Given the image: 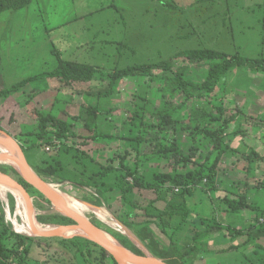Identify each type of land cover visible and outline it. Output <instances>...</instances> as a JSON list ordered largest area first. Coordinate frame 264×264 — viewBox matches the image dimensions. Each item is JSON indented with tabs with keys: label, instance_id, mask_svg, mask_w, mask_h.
Returning a JSON list of instances; mask_svg holds the SVG:
<instances>
[{
	"label": "rangeland",
	"instance_id": "rangeland-1",
	"mask_svg": "<svg viewBox=\"0 0 264 264\" xmlns=\"http://www.w3.org/2000/svg\"><path fill=\"white\" fill-rule=\"evenodd\" d=\"M207 49L230 56L264 59V0H34L25 8L9 10L0 16V90L10 89L30 77L42 76L13 92L3 102L0 107V129L23 142V132L32 131L36 127L35 112L39 111L42 114L53 113L74 123L84 133V124H78L74 117L78 115L81 120L88 119L87 107L92 105L102 109L116 108L114 112L101 113L97 120H90L92 124L99 122L100 131L104 129L120 136L129 135L126 123L128 112L148 105L144 98H157L156 106H159L162 97L158 99L157 90L167 86V92L174 86L170 77L172 73L164 72L169 78L161 79L163 69L157 66H169L171 69L168 71L173 69V72L181 66H188L190 80L199 77L203 79L204 66L194 65V68L187 60V55ZM60 61H75L99 69L92 82L93 88L97 86L95 90L107 87L108 75L117 69L147 65L157 69L152 71L153 81L142 76L127 77L122 80L116 95L100 98L74 92L76 85L78 89L84 90L91 84L79 83L72 88L60 89L57 78H47L46 74L54 71ZM218 89L219 96L226 101L228 114L236 111L244 114H240L227 131L231 151L237 149V152L229 151L227 157H224L217 179L218 191L211 192L210 201L199 200L195 194L188 197L187 202L192 214L208 218L205 220L207 224L219 220L223 227L245 229L257 222V212L253 208L240 213H224L219 209V204L224 194L233 192L245 194L256 205L255 208L264 211V161L254 160V164L251 163L252 171L243 170L250 163L245 156L250 149L264 153V125H260L264 123V73L252 71L249 66L235 68L227 73ZM45 95H50L51 99L46 100ZM178 99L181 97L172 101V107ZM237 131L239 133H234ZM90 146L95 156L101 153L106 159L112 157L118 149V154L124 155L128 144L113 140L94 141ZM40 151L27 150L25 155L32 161ZM163 162L152 160L147 167L154 166V170L151 168L154 172ZM53 185L60 192L84 201L86 194L73 185ZM136 192L137 199L142 202L152 198L150 193ZM200 193L203 198L208 196L206 192ZM8 194L5 201H2L5 202L6 220L13 226L15 213H11ZM177 200L181 201V198ZM32 203L36 220L38 215L57 212L51 203L38 197H33ZM103 207L109 213L112 223L103 222L90 210L85 216L91 222L95 218L99 219L98 227L105 224L121 234L128 237L133 234L135 237L133 231L125 230L117 223V216L122 211L120 204L111 207L106 204ZM218 214H221L220 217H217ZM17 220L22 224L21 218L17 217ZM187 223L190 225V222ZM203 223L198 220L194 225L204 230L206 227ZM105 233L110 234L107 231ZM161 236L165 241L168 240ZM244 240L239 237L231 241L224 233L211 235L206 242H200L205 243L202 248L197 243L198 255L190 254L186 264H248L250 257L256 263L257 250L264 254V248H250L245 250V254L243 251L213 253L215 250L227 249L232 243L241 245ZM138 241L134 240L135 246L151 254ZM261 243L264 246V240ZM92 248L93 256H100V250ZM77 254L73 244L60 240L43 241L34 245L27 263L85 264ZM191 257L195 258L191 260ZM94 260L90 258L89 262L95 264ZM105 264L112 263L106 260Z\"/></svg>",
	"mask_w": 264,
	"mask_h": 264
},
{
	"label": "trees",
	"instance_id": "trees-1",
	"mask_svg": "<svg viewBox=\"0 0 264 264\" xmlns=\"http://www.w3.org/2000/svg\"><path fill=\"white\" fill-rule=\"evenodd\" d=\"M33 1L0 0V16L9 10L25 8ZM187 60L191 62L190 65L204 66L203 79L199 77L190 80L187 74L188 66L184 68L181 66L174 72L173 69L168 71L171 69L169 66H157L163 69L161 79L169 78L164 72L172 73L170 77L174 86L167 92H165L167 86L157 90L158 99L162 97L159 106H156L157 98H144L148 105L139 106L128 112L126 123L130 131L129 135L120 136L104 129L100 131L99 122L92 124L90 120H97L101 113H111L116 108L102 109L99 106L89 105L88 119L81 120L78 115L74 117L78 124L80 122L84 124V133H81L80 128L74 123L53 113L42 114L36 111L34 130L23 132V142L15 137L21 143L25 154L27 150H41L32 161L27 155L26 157L30 166L44 181L51 184L73 185L75 189L86 194L83 200L95 207L104 208L106 204L110 207L120 204L122 211L117 219L124 227L133 231L135 237L153 256L170 264H186L190 254L198 255L197 243L202 248L205 243L200 242L215 234L224 233L231 241L239 237L245 240L241 245L232 243L227 249L215 250L213 253L243 251L245 254V250L248 251L250 248L256 250L264 248L261 243L264 240V225L259 222L264 217V211L255 208L256 205L245 194L227 192L221 197L222 199L220 198L219 204V209L224 213H240L253 208V211L257 212L255 216L257 222L245 229L223 227L219 220L207 224L205 220L207 221L208 218H200L199 214H192L193 211L189 209L187 202V198L194 196L198 190L216 193L219 168L224 157L229 151L237 152V149L231 151L227 131L239 115L244 114L239 111L228 114L226 101L217 92L219 84L227 73L242 66H249L252 71L264 73V59L230 56L207 49L191 52L187 55ZM154 69L157 68L153 65L117 69L108 75V86L99 90H95L97 86L93 88L92 83L99 69L75 61H60L59 66L47 73L46 77L57 78L60 89L72 88L79 83L91 84L92 86L84 90L78 89L76 85L74 92L108 98L119 92V85L127 77L142 76L153 81ZM40 78L42 76L30 77L10 89H1L0 107L13 92L23 89ZM178 96L181 99H178L176 105L172 107L174 104L172 101ZM113 140L125 141L128 144L124 155L118 154L119 149L112 157L106 159L101 153L99 156L93 154L94 151L90 146L92 142ZM245 156L250 161L243 169L246 172L252 171L251 163L254 164V160L264 161V153L254 149H250ZM152 160L165 161L157 171L152 172L154 166L147 167ZM0 171L23 185L31 197H38L50 203L42 193L27 183L14 167L0 165ZM136 191L150 193L152 198L142 202L137 199ZM8 198L11 213H14L16 200L12 194H9ZM179 198L181 201L177 200ZM220 215L218 214L217 217ZM198 220L204 222L206 227L204 230L199 226L188 229ZM37 221L42 225L75 224L72 219L57 212L38 215ZM92 221L100 226L99 219L95 218ZM187 222H190V225ZM12 227V224L6 220L5 204L0 198V264H28L27 260L34 245L52 240L73 244L77 256L82 258L85 264H92L89 262L90 258L96 260H94L95 264H105L106 260L118 264L103 248L85 238L31 237L15 232ZM101 227L132 252L143 254L127 235L105 224ZM161 235L168 240L165 241ZM92 247L100 250V256H93ZM194 258L191 257V260ZM253 261L252 257L248 258V264H264V254L257 250V262Z\"/></svg>",
	"mask_w": 264,
	"mask_h": 264
},
{
	"label": "water",
	"instance_id": "water-1",
	"mask_svg": "<svg viewBox=\"0 0 264 264\" xmlns=\"http://www.w3.org/2000/svg\"><path fill=\"white\" fill-rule=\"evenodd\" d=\"M0 146L4 147L6 150L4 153H0V164L7 163L14 167L15 170L21 175V177L40 193H42L48 201L52 204L57 212L62 215L72 219L75 224L73 225H58L54 229L39 233L37 236L31 237H41V238H63V239H73L75 237L85 238L101 248H103L109 255H111L118 264H170L162 259H159L152 254L146 253L142 250L143 254L138 255L125 246H123L118 240H111L107 238V235L101 227L95 225L89 218L83 216L76 211L69 208L59 196V194L53 190L51 183L44 181L36 171L30 166L28 159L25 155L21 143L15 139L13 135L9 132L0 129ZM0 181H4L10 185H14L20 188L29 201V209L32 212L34 210L33 197L29 195L27 190L23 185L13 179L11 176L0 171ZM88 207H95L90 203L83 202ZM99 208V207H95ZM119 226L124 227V225L117 220ZM125 230L129 231L126 227ZM81 230L83 233H73L67 234L75 230ZM129 238L133 241L136 238L129 235Z\"/></svg>",
	"mask_w": 264,
	"mask_h": 264
},
{
	"label": "bare ground",
	"instance_id": "bare-ground-1",
	"mask_svg": "<svg viewBox=\"0 0 264 264\" xmlns=\"http://www.w3.org/2000/svg\"><path fill=\"white\" fill-rule=\"evenodd\" d=\"M6 150L4 147L0 146V153H4ZM53 190H55L59 196L63 199L64 203L71 208L72 210L76 211L77 213L85 216V214L90 210L93 212L99 219H101L105 223H112L109 218V213L104 208H95V207H88L82 201H79L77 198H73L67 194L60 192L54 185H52ZM6 193L12 194L16 200V212H15V219L12 221L14 224V228L18 233H24L31 236H37L39 233H43L54 228L51 225H42L40 224L35 216L33 215L34 212L30 211L29 209V201L23 191L14 186L10 185L4 181H0V195L5 199ZM8 211V210H7ZM8 216V215H7ZM11 217V215H10ZM17 217L22 219V224H19ZM114 221V220H113ZM115 223V221H114ZM116 224V223H115ZM120 227V226H119ZM73 233H83L81 230H75L72 232H68L67 234ZM107 238L111 240H115L110 234L106 233ZM136 241H138L136 239ZM139 242V241H138ZM140 245V244H139ZM129 264V263H125Z\"/></svg>",
	"mask_w": 264,
	"mask_h": 264
},
{
	"label": "crops",
	"instance_id": "crops-1",
	"mask_svg": "<svg viewBox=\"0 0 264 264\" xmlns=\"http://www.w3.org/2000/svg\"><path fill=\"white\" fill-rule=\"evenodd\" d=\"M79 94H82V93H79V92H78L77 95H79ZM36 96H37V95H36ZM45 98H46V100H47V99L49 100V99H51V96H50V95H45ZM45 98H44V99H45ZM200 192H203V191L198 190L197 192H195V194H197V197H198L199 200H202V201H210V194H211V192L208 193V194H207L208 196H206L205 198H203V197L200 195V194H201ZM203 193H204V192H203ZM195 194H194V195H195ZM8 195H9V194H8ZM0 198H1V200L5 201V199H2L1 195H0ZM8 200H9V199H8ZM3 203H5V202H3ZM15 212H16V210H15ZM15 212H14V213H15ZM191 223H192V222H191ZM192 224H193V225H192V226L190 225V226L188 227V229H190V228H192V227H194V226H195V227H198L197 225H194V223H192ZM13 226H14V225H13ZM13 228H14V227H13ZM199 228L201 229V227H199ZM14 231L17 232L15 229H14ZM129 231H130V230H129ZM17 233H18V232H17ZM19 234H20V233H19ZM207 238H208V237H207ZM207 238H206V239H207ZM206 239L204 240L205 242H206ZM213 247H214V246H213Z\"/></svg>",
	"mask_w": 264,
	"mask_h": 264
},
{
	"label": "built area",
	"instance_id": "built-area-1",
	"mask_svg": "<svg viewBox=\"0 0 264 264\" xmlns=\"http://www.w3.org/2000/svg\"><path fill=\"white\" fill-rule=\"evenodd\" d=\"M260 223L264 225V217L260 219Z\"/></svg>",
	"mask_w": 264,
	"mask_h": 264
},
{
	"label": "clouds",
	"instance_id": "clouds-1",
	"mask_svg": "<svg viewBox=\"0 0 264 264\" xmlns=\"http://www.w3.org/2000/svg\"><path fill=\"white\" fill-rule=\"evenodd\" d=\"M5 211H6V209H5Z\"/></svg>",
	"mask_w": 264,
	"mask_h": 264
}]
</instances>
